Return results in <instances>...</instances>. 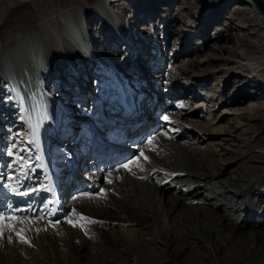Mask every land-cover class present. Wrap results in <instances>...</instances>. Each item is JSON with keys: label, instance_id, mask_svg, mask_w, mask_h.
Listing matches in <instances>:
<instances>
[{"label": "bare ground", "instance_id": "bare-ground-1", "mask_svg": "<svg viewBox=\"0 0 264 264\" xmlns=\"http://www.w3.org/2000/svg\"><path fill=\"white\" fill-rule=\"evenodd\" d=\"M149 18L153 23L149 24ZM180 24L183 25L181 29ZM68 29L81 36L74 38L67 35ZM160 30L163 37L167 33L169 40L181 34L170 51L165 50V45L160 42ZM208 31L210 36L204 39L203 35ZM201 41L209 52L206 57L200 54ZM29 50H33V55L32 52L28 55ZM127 55L142 58L137 64L142 71L150 73L164 61L173 63L179 60V63L170 67L167 73L151 77L159 84L166 80L170 89L163 95H169V98H164L163 91L161 94L153 92L150 96H145L147 93L144 92L134 109L122 107L125 110L124 124L116 120L117 128L106 131L110 134L108 138L118 137L123 128L132 136H139V130L148 131V126L152 127L151 123L155 121L154 110H165L175 105L177 97L203 99L204 103L214 100L211 104H202L208 109L196 111L195 115L210 128L202 129L204 124H198L195 134L207 144L214 137L212 129L217 131L223 122L222 129L252 127L254 136L251 140L258 145L249 153L252 158L248 166L257 173L247 177L223 171L213 158H209L207 149L203 148L205 144L202 148L197 146L200 151L196 153L200 159L198 164L183 159L184 155L191 153L189 145L180 142L185 129L176 131L177 135L172 133V129L170 134L163 133L160 135L166 142L160 146L163 156L159 160H147L148 166L139 174L138 180L128 183L127 188L124 185L113 190V194L106 197V202L99 203L102 208L113 207L117 223L134 226L132 234L124 236L114 228L100 227L101 243L111 255L110 262L113 261L105 264H116L118 261L127 264H264V129L261 131L258 128L260 125L264 127V13L255 0H0V116L5 115L3 119L11 123L8 129L11 135L6 141L9 143L13 138L20 154L27 153L26 148L31 149L29 144L33 138L30 121L38 118L33 113L34 98L38 95L30 92L32 90L28 92L26 86L27 122L24 117H15L22 104L15 93L19 85L16 90L13 87L17 83L15 79H27L23 74V59L34 67L33 73L36 70L42 73L50 67L46 78H37L35 82L43 100L40 115L42 111L45 115L42 121L44 152H52L55 144L64 142L56 138L66 137L72 142L69 145L71 153L80 150L81 154L88 138L84 134L85 128L78 132L75 127L80 125L79 118L75 120V113L83 110L77 102L79 94L73 95L64 88L70 86L72 80L63 79L60 86L53 84L51 87L49 80L52 75L59 73L62 76L66 71L86 72L88 66L94 71L95 65L101 66L102 62L110 66V70L104 75L97 69V78L94 81L89 79L87 87L96 85L98 93L102 88L103 93L115 91L121 98L127 89L124 86L133 83L121 72L126 73L123 69L112 65L118 57L126 59ZM40 60L44 64L38 66ZM194 65H209L211 69L206 75L201 70H193ZM41 66L43 69L40 70ZM175 68L178 70L175 71ZM8 69L10 74L6 72ZM219 74L224 75L222 82L225 81L226 87L229 77L239 83L225 100L226 87L218 81ZM102 77L105 81L101 80L104 83L101 85L97 80ZM129 79L135 80L131 75ZM210 80L218 83L212 85ZM158 82L150 84L147 80L144 84L152 86L158 85ZM78 83L75 85L77 89ZM171 89H174L173 94ZM109 94L107 96H111ZM222 103L228 106L215 116L213 110ZM58 115L61 117L57 118ZM167 118L169 120L163 123L180 125L182 121L181 117L179 120L170 116ZM188 131L190 133L187 130V134ZM136 132L138 134L135 135ZM0 138L1 146L5 139L1 134ZM131 143L133 146L139 141ZM13 152L10 146L5 150L4 158H12ZM102 154V151L99 152L98 157L103 158ZM14 162L19 164V161ZM96 162L92 161L94 166L81 176L88 179L91 185L80 189L73 201H61L67 191L64 183H68V188H78L80 180L68 182L60 179L54 167L50 166L51 162L48 171L45 169L49 173L46 188L34 186L22 174L9 175V183L3 186L13 192L9 200L6 199L12 205L8 207L9 213L19 221L37 219L39 224L56 226L61 209H72L73 203L78 205L81 198L90 197L88 190L96 187L98 178L93 171L101 170ZM195 165L197 169H193ZM29 170L26 169L28 173ZM259 170L263 173L259 174ZM83 182L88 183L87 180ZM24 192L28 195L20 194ZM135 193H146L150 202ZM45 195L48 198L38 210ZM170 200L172 204L168 203ZM134 215L137 218L134 219Z\"/></svg>", "mask_w": 264, "mask_h": 264}, {"label": "rangeland", "instance_id": "rangeland-1", "mask_svg": "<svg viewBox=\"0 0 264 264\" xmlns=\"http://www.w3.org/2000/svg\"><path fill=\"white\" fill-rule=\"evenodd\" d=\"M150 18L148 19L149 24L151 22L153 23V21H150ZM160 26H162V23L160 24ZM179 26V29L183 27V25L181 24ZM67 35L74 38L81 36L77 35L76 32L72 31L71 29H68ZM179 35L181 34L178 33V35L172 38L170 37L169 40L167 33L166 36L163 37L162 30H160V35H158V37L160 38V42L165 45V50L170 51L172 48H174L173 44L177 39H179ZM209 36L210 33L208 31L206 35H203V38L207 39L209 38ZM99 41H102L101 37ZM201 46L202 50L200 54L202 55V57H206L209 52L206 47L203 46V41H201L200 47ZM146 50L147 49H144V51ZM28 52V55L30 54V52H32V55L34 53L33 50H29ZM96 58L99 57L96 56ZM25 60L27 59H23V61L25 62L23 74L28 80H25V78L23 77H18L17 79H15V82L17 83L13 86L16 90V86L19 85V93H15L19 95V97L21 98L20 100L22 101L21 107L20 109H18L15 117L20 118L27 115L25 109L28 104L27 102H25L24 90V86H26L28 92L32 90L30 92H34L35 96L38 95V97L34 98L35 108L33 113L39 119L34 118L32 121H30V125L32 127V136L33 138L35 137L34 139L31 138L32 143L29 144L31 149L29 150L27 147V153L20 154L21 152H19V150L17 149V145L13 138L9 143L6 141V139L11 135V132L8 130L11 123H7V121H5L6 119H3L5 118V115L0 116V129H2V132L0 134L5 139L4 142L2 140V145L0 146V169H4V172L0 170V217H6L7 215L8 218L0 220V232L3 233L2 235H0V264L111 263L113 262H110V260H112L111 255L108 252V249H106V247L101 243V241H103V238L100 236V229L102 227H110L112 229L114 228V230H117L118 234L124 236L132 234L134 226L130 224L117 223L116 219H114L115 216H117V213L114 211L113 207H110L109 205L110 208L107 206V208L103 207V209L102 207H100L99 203H101L102 201L106 202V197L112 195L113 190H117L122 186L124 187V185L125 188H127L129 187L127 185L128 183H133L138 180L139 174L142 173V170L148 166L147 160H151L153 158L159 160L158 158L163 156L164 152L160 151V146L162 144L164 145L166 142L165 139L160 138V135H162L163 133L170 134L171 129L172 131H174L172 133L176 135V131L182 132L183 129H185V132H183L181 135L182 138L180 139V142L184 143L185 145L188 144L190 150L189 152L191 153L189 155H184L183 159L187 158L188 161H196L198 164L200 159L196 156V153L198 154L200 153V151L197 150V146H201L202 148V145L205 144V142L202 140L201 142L195 133L197 131L198 124H204L202 129H209L210 127L208 125H205L203 120L200 117H197V114L195 115V113L196 111H198V109H208L207 107L203 108L202 104H211L215 101L210 100L204 103L203 99L197 100L195 98L188 99L189 97H177L175 98V105L173 104L172 106L167 107L165 110L164 108L154 110L153 116L155 121L151 123L152 127L148 126V131L139 130V136H132L130 133L126 132L127 130L125 128H123L119 132L120 135L117 137L118 139L111 141V144H106V134L109 135V133H106V131L108 129L113 130L114 128H117V126L115 125L116 120L121 123V125L124 124V122L122 121L124 119L125 113V110H123L124 108L134 109L140 102L142 94L144 92L147 93L145 94V96L153 95V92L155 93L156 91H159L160 94L163 91L164 93H162V95L168 93V91L166 90L170 89V87L166 85V80L159 84L157 80L154 81L153 79H151V77L152 75L157 73H167V70L170 69V67H175L179 63V60H174L173 63H170L169 60L164 61L158 69L150 73L147 71H142V68L137 64L139 60H142V58H140L139 56L127 55L126 59L118 57L114 61V64L112 63V67L114 66L118 67L119 69L121 68L120 70L123 69L126 73H124L123 71L121 72L125 75V77H128L130 83H133L124 86H127V89L124 90V96H121V98H119L118 93H115V91H113L114 94L111 91H105L103 93V88L101 87V92L98 93L99 90L97 89L96 85L87 87L89 79L94 81V79L97 78V69H99V71H101V73H103L104 75L106 71L110 70V66L105 65L102 62H100V64H102L101 66L95 65L94 71L92 70L91 66H88L86 72L83 70L80 73H75L74 71H66L62 76L58 73L57 75H52V78L49 80L50 87L53 84H57L58 86H60L63 82V79H67L68 81L72 80V84L64 88H67V91H70L69 93H72L73 95L79 94L78 97H75L80 101L77 102L80 104V107L83 110L75 113V120H78V117L80 121V129L77 124L75 127L78 128V132H82V128L86 129V133L84 134H87L88 141L87 144L84 145V148L81 149L83 150V154H80L78 152L80 150H78L77 153H71L69 145L72 142L66 140V137L56 138L59 141L64 140V142L55 144L52 152L47 151L46 153L44 152V148L46 147V145L44 143L45 147L43 146L42 140L43 132L45 131L42 129V126L44 125V122L42 121L43 119L45 120L43 111L42 115H40V110L43 107V100L41 97V93L39 94V91L36 90L35 82L37 81V78H40V80L45 79L47 76L46 73L49 72L50 67L47 69L45 68L42 73H40V71L37 72V70V73L35 71L33 73L32 69L34 67L30 65L31 63L29 64ZM38 62V66L42 65V63L44 64V61L40 60ZM194 67L195 68L193 70H195L196 72H198L197 70H201L203 74L207 73V71L211 69V66L209 65H194ZM219 67L220 66H217L216 68ZM41 69H43L42 66L40 67V70ZM177 70L178 69L175 68V71ZM6 72L8 74L11 73L10 69H8ZM130 75L133 76L135 80L129 79ZM206 75H208V73ZM223 76L224 75L220 74L217 75V77L220 79L218 81L222 82L224 79ZM76 78L78 79L76 80ZM104 78L102 77L100 78V80L98 79L97 83H101V85L104 84L103 82H101V80L105 81ZM229 79L230 81L226 83L227 87L225 86V81L222 82V86L226 87V89L224 90V100L229 98L232 94L233 89H235L239 85L237 79H233L232 77H229ZM147 80L150 81V84H155L158 82V85L147 86L146 84H144ZM23 83L24 85H22ZM76 83H78V89L75 86ZM210 83L212 85H215L218 82H215V80H210ZM173 91L174 89H171L172 94L174 93ZM107 93H110L109 95L111 96H107ZM163 96L165 99L169 98V95ZM241 103L245 104V101H241ZM226 106H228L226 103L218 104L216 109L213 110V114L215 116L220 115L223 112V108ZM37 109L39 115H37ZM169 116L173 120H177L179 117H181V124L179 125L163 123V121L169 120L168 118L165 119V117ZM59 117L61 116L58 115L57 118ZM224 124L225 122L220 124L217 128V131L214 128L212 129L211 134L214 137L211 138L210 142L203 145V148L207 149L206 151L209 153V158H213L215 164L223 168V171L229 170L230 173H233L235 175H245L247 177L254 176L257 171L255 170L254 172H252L248 166V161L250 158H252L249 153H251L252 148H255L254 146L258 145L257 143H252V141L255 140H251L254 136L252 132L254 131V129L247 126L246 128L240 127L241 130H233L232 128L222 129L221 125ZM46 125H48V123ZM160 125L161 127H159ZM258 128H260L261 131L264 129V127H262L261 125ZM187 130H190V133L188 131L189 134H187ZM138 132L134 134L136 135L138 134ZM111 134H113V132H111ZM98 139H100V141H98ZM134 140H136V142L139 141V143L133 144V146H131V142ZM149 140H152L153 142L149 144ZM10 146H12L14 150V156H12V158L10 159L4 158V152L8 148H10ZM140 147H142V149ZM55 149L57 150L55 151ZM101 151L104 154L103 158H101L100 156L98 157L99 152ZM14 161H19V164L15 165ZM92 161L94 163H97L96 161H98V167L101 166L100 171H93L96 175V178L98 177L96 179L97 185L94 184L96 185V187H92L88 190L90 192V197L81 198L78 205L75 204L76 202L73 203L74 205L72 204V209L69 208L65 211L61 209V215L57 219L58 225L56 224V226L52 227L46 224L43 225L44 223L39 224L40 221H38L37 219L34 221H26L22 219V221H19L18 218L14 219L12 214L9 213L8 207L12 205H10V203H7L6 199L9 200V195L12 196L13 192L7 189V187L5 189L3 187L6 185V183H9V175H15L16 173L20 175L22 174V176L25 177L26 180L31 181L34 186H37L38 188H46L49 185V173L47 171L49 168V162H51L50 166L54 167V170L58 173L57 176L60 179L64 178L65 180H68V182L72 181V179L80 180L78 188H68V183L66 182L67 185H65L64 183V189L67 191L64 192V196L61 197V201H65V199L67 201H73L77 197L76 195L79 194L80 189L82 190L91 185V182L88 179H83L81 176L85 174L84 172L86 170L94 166L92 165ZM27 162L28 166H25ZM124 165H128L130 170L126 169ZM26 169H30L29 173L28 171H26ZM45 169L47 170L46 172ZM193 169H197V166H193ZM258 173L262 174L263 172L259 170ZM86 178H88V176ZM85 180H87L88 183L83 182ZM123 180L125 181V183L123 182ZM151 183H153V181ZM61 185L63 184L61 183ZM135 194H139L144 198H148L149 202L151 200L146 193ZM174 197L177 198V196ZM47 198L46 195L42 198L39 203L38 210L43 206ZM168 203L172 204L173 202L170 200ZM49 207L52 208V206ZM180 208H182V210L185 209L183 207ZM81 216L86 217L91 221H95V223H87L86 221L80 219ZM133 218L135 219L137 218V216L134 215ZM69 221H71V223H69ZM8 224L14 226L13 230H9L4 226ZM21 229H23L21 235H23L24 239L27 240V243L22 242L20 236L17 235V233L21 232ZM85 242L87 243L86 245L84 244ZM116 264H127V262L118 261V263Z\"/></svg>", "mask_w": 264, "mask_h": 264}, {"label": "snow or ice", "instance_id": "snow-or-ice-1", "mask_svg": "<svg viewBox=\"0 0 264 264\" xmlns=\"http://www.w3.org/2000/svg\"><path fill=\"white\" fill-rule=\"evenodd\" d=\"M165 119H167V117H165ZM148 142H149V144H151L153 141H152V140H149ZM124 167H125L126 169L130 170V168H129L128 165H124ZM13 191L15 192L16 189L14 188ZM20 194H22V195H28L27 192L20 193ZM4 219H8V218H7V217H0V220H4ZM80 219L86 221L87 223H95V221H91V220H89L88 218L83 217V216H81ZM69 223H71V221H69ZM4 226L7 227L9 230H13V227H14V226L11 225V224L4 225ZM73 226H76V225H73ZM22 232H23V229H21V232L17 233V235L20 236V239H21L22 242L27 243V240H25L24 237H23V235H21ZM2 234H3V233L0 232V235H2Z\"/></svg>", "mask_w": 264, "mask_h": 264}, {"label": "water", "instance_id": "water-1", "mask_svg": "<svg viewBox=\"0 0 264 264\" xmlns=\"http://www.w3.org/2000/svg\"><path fill=\"white\" fill-rule=\"evenodd\" d=\"M260 10L264 13V0H255Z\"/></svg>", "mask_w": 264, "mask_h": 264}]
</instances>
